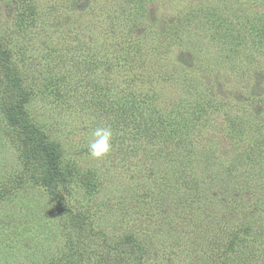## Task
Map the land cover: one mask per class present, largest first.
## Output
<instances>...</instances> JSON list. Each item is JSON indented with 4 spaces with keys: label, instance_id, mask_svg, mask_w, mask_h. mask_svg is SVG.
<instances>
[{
    "label": "rangeland",
    "instance_id": "rangeland-1",
    "mask_svg": "<svg viewBox=\"0 0 264 264\" xmlns=\"http://www.w3.org/2000/svg\"><path fill=\"white\" fill-rule=\"evenodd\" d=\"M236 1L0 0V35L26 80L29 117L63 151L65 180L58 190L65 208L82 214L85 228L137 237L146 248L143 264H264V189L260 183L253 184L261 191L251 189L243 174L252 166L259 173L264 159L251 157L248 166L251 158H243L233 171L221 173L192 158L175 172H185L189 183H177L166 156L157 162L136 156L135 118L124 108L139 88L154 91L158 107L171 114L191 90L217 94L225 102L243 101L251 91L259 98L252 108L258 119L264 112V45L253 50L245 36L233 37L229 27L220 31L206 17L213 7ZM252 8L264 21V0ZM117 55H136L140 67L125 65ZM245 63L249 79L241 69ZM124 88L131 91L124 95ZM4 89L0 84V189L14 191L0 200V264H104L101 242L92 234L80 238L79 223L31 178L41 170L28 167L21 146L8 134ZM98 126L114 133L112 150L101 160L88 154ZM260 127L251 133V146L264 139ZM199 138L212 139L208 132H199ZM229 144L220 150L230 151ZM184 154L174 156L176 163ZM252 214L255 232L241 231L235 246H228L229 233ZM79 246L83 261L75 253ZM140 261L134 256L125 264Z\"/></svg>",
    "mask_w": 264,
    "mask_h": 264
},
{
    "label": "trees",
    "instance_id": "trees-1",
    "mask_svg": "<svg viewBox=\"0 0 264 264\" xmlns=\"http://www.w3.org/2000/svg\"><path fill=\"white\" fill-rule=\"evenodd\" d=\"M258 1L247 0V2H241L237 0L232 7H227L226 5L213 7L211 11L206 12V17L212 23H217L220 31H223L225 27H229L230 31L232 30L230 33L233 37L239 39L245 36L248 40V45L255 50L257 44L264 45V21H261L262 15L252 11L253 3L257 4ZM181 15L185 16L183 13ZM188 15L193 18L197 17V15L193 16L192 13H188ZM235 33H238V36H235ZM4 40L5 38L0 35V84L5 86L3 90L5 95L2 97L1 104L2 111L7 120L8 134L12 137V141L21 146L25 162L29 164L28 167L34 165V168L41 170L38 176L31 178L48 188L63 205L68 215L77 224L79 223L77 233L80 238L83 239L92 234L95 236L94 238L101 242V245H98L100 248L98 255L103 259L104 264H125L134 256L140 257V263L143 264L146 248H144V245L137 237L135 238L131 234L110 236L102 231H96L93 226L90 229L85 228L81 222L82 214L74 212L70 207L66 206L65 208L63 198L58 190L59 185L65 180L61 170L62 148L58 142L51 139L48 134L38 128L30 119L28 114L30 92L24 85L26 80L20 67L12 62L11 51ZM238 45H243V42H238ZM231 50L235 51L233 48ZM115 57L120 61L124 60L125 65L131 64L140 67V62L139 59L136 60V55L129 58L125 55L122 57L117 55ZM110 62L114 65L112 60ZM244 67H247L246 63L241 69L244 75L247 74L245 78L249 79L252 74ZM139 77V75L133 77V83L136 82L137 84L136 78L139 79ZM125 88L121 93L127 95V92L131 90H126ZM247 92L248 90L245 91L246 94ZM154 94V91L139 88L136 92V98L130 99L129 106L124 107L129 108L126 111H131L135 118L136 156L142 155L145 159L153 158L154 162H157L156 159L159 160L166 156L167 159H170L168 165L172 169V177H175L177 183H189L185 172L179 175H176L175 172H179V165L184 168L188 167L186 160L192 161V158H194L193 161H197V164L201 165L204 163L205 167H218L221 173L233 171L234 165L241 164L243 158L264 159L262 158L264 157V139L251 146L254 139V134L251 133H254V128L257 127V131H259L260 126L264 125L262 123V121L264 122V112H260L258 119L255 118L252 112V108L259 103V98L253 95L251 91L250 95L243 101L225 102L224 97H220L217 94H209L204 90L202 91V89L191 90L190 97L183 99L184 101L176 105V110H174L175 113L173 114L163 111L160 106L158 107ZM262 100L264 102V99ZM185 107L186 109L181 112ZM221 110H224V112L218 115V111ZM165 130L168 133L166 136L163 134ZM199 132H203L204 135L208 132L212 139L206 142L201 141ZM250 135L251 138H249ZM225 142L230 143L228 145L230 151L228 148L223 151L220 150L222 143ZM181 151L185 153V164L184 161L178 164L176 159H174V156H177ZM220 152H225V157ZM252 158L249 160L251 163L247 161L246 164L248 166L253 164ZM160 163L168 167L167 163ZM259 163V165H263L261 161ZM150 169L153 168L151 167ZM259 170L260 172L258 173L253 166L246 167L243 170V174H245L249 184L248 186L257 191L261 190L256 189L253 183H260L264 189V167L259 168ZM13 191L14 188L11 186H6L3 190L0 189V200L9 197L13 194ZM242 196L245 197L247 195L244 194ZM249 199L253 200L250 196ZM255 219L256 216L254 214L249 215L246 220L239 224V229L236 232L234 230L231 231L227 238L228 246H235L241 231L255 232L253 229L255 227ZM84 224L87 225L85 220ZM79 242L83 243L81 239ZM75 253L82 255V261L84 260L85 253L80 250V246Z\"/></svg>",
    "mask_w": 264,
    "mask_h": 264
},
{
    "label": "clouds",
    "instance_id": "clouds-1",
    "mask_svg": "<svg viewBox=\"0 0 264 264\" xmlns=\"http://www.w3.org/2000/svg\"><path fill=\"white\" fill-rule=\"evenodd\" d=\"M113 130L110 126H98L91 133L88 142V154L91 158L101 160L112 150Z\"/></svg>",
    "mask_w": 264,
    "mask_h": 264
}]
</instances>
